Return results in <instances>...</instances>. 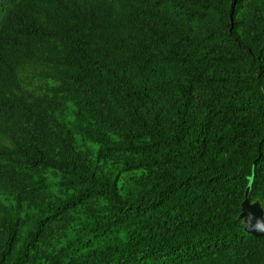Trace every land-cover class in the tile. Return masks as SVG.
I'll return each mask as SVG.
<instances>
[{
    "label": "trees",
    "instance_id": "obj_1",
    "mask_svg": "<svg viewBox=\"0 0 264 264\" xmlns=\"http://www.w3.org/2000/svg\"><path fill=\"white\" fill-rule=\"evenodd\" d=\"M264 0H0V264H264Z\"/></svg>",
    "mask_w": 264,
    "mask_h": 264
},
{
    "label": "water",
    "instance_id": "obj_2",
    "mask_svg": "<svg viewBox=\"0 0 264 264\" xmlns=\"http://www.w3.org/2000/svg\"><path fill=\"white\" fill-rule=\"evenodd\" d=\"M244 215H247L249 219V232L255 237H264V218L258 209L250 207L248 204H246Z\"/></svg>",
    "mask_w": 264,
    "mask_h": 264
},
{
    "label": "rangeland",
    "instance_id": "obj_3",
    "mask_svg": "<svg viewBox=\"0 0 264 264\" xmlns=\"http://www.w3.org/2000/svg\"><path fill=\"white\" fill-rule=\"evenodd\" d=\"M243 218H244V223H245V229L247 231H250V223H249L248 216L247 215H244Z\"/></svg>",
    "mask_w": 264,
    "mask_h": 264
}]
</instances>
